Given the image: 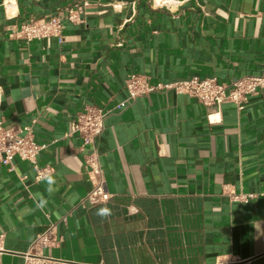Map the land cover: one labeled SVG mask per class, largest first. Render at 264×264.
Instances as JSON below:
<instances>
[{"label":"crops","instance_id":"0c3cea01","mask_svg":"<svg viewBox=\"0 0 264 264\" xmlns=\"http://www.w3.org/2000/svg\"><path fill=\"white\" fill-rule=\"evenodd\" d=\"M12 2L0 0V121L32 127L55 184L19 157L0 164V264H264V96L240 110L156 90L115 109L132 73L154 85L264 74V0ZM51 17H63L60 38L17 34ZM88 103L111 110L96 143L110 197L98 203L70 134ZM51 222L61 244L32 249Z\"/></svg>","mask_w":264,"mask_h":264},{"label":"built area","instance_id":"2783aa9c","mask_svg":"<svg viewBox=\"0 0 264 264\" xmlns=\"http://www.w3.org/2000/svg\"><path fill=\"white\" fill-rule=\"evenodd\" d=\"M171 1L164 0L159 5L167 6ZM64 18L74 23L82 22L77 11L67 13ZM62 29L63 17L39 18L21 24L17 34L26 41L47 37L60 38ZM125 88L128 92V98L115 106L117 110L128 107L138 97L156 90L190 95L209 108H219L225 103H233L242 110L250 96L258 94L264 96V74L245 75L229 83L219 81L216 77H210L191 78L154 85L147 76L132 73L125 80ZM110 112L111 110H105L100 105L88 103L85 104L83 110L77 113L71 123L70 134H78L83 140L81 150L85 152V163L94 186L86 197V200L91 203L106 201L110 197L96 146L97 139L104 129L106 117ZM212 118L215 119L209 115L210 121L213 120ZM45 147V144L36 141L32 127L7 126L3 121H0V164L12 169L14 159L19 157L32 164L36 170V180H41L51 172L49 166L41 167L38 163V156ZM249 197H253V194L245 196L243 199L247 200ZM1 237L2 235H0ZM61 242L62 237L58 233V222H51L34 241L32 249L58 247Z\"/></svg>","mask_w":264,"mask_h":264},{"label":"clouds","instance_id":"9594fccd","mask_svg":"<svg viewBox=\"0 0 264 264\" xmlns=\"http://www.w3.org/2000/svg\"><path fill=\"white\" fill-rule=\"evenodd\" d=\"M46 183L49 186L48 191L52 192L54 190L53 185L55 184V180L53 177L48 176L46 177ZM43 201L40 202V206H43ZM111 214V210L108 207H101L97 210L96 215L100 216L101 218L107 217Z\"/></svg>","mask_w":264,"mask_h":264},{"label":"bare ground","instance_id":"6f19581e","mask_svg":"<svg viewBox=\"0 0 264 264\" xmlns=\"http://www.w3.org/2000/svg\"><path fill=\"white\" fill-rule=\"evenodd\" d=\"M163 1H164V0H156V2H157L158 4H161ZM6 4H7L8 9H11L12 6L14 5L13 2H12V0H6Z\"/></svg>","mask_w":264,"mask_h":264}]
</instances>
